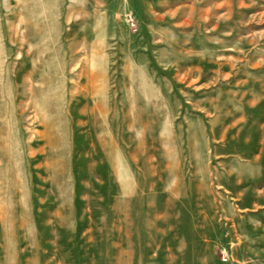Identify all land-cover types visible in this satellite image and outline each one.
I'll return each instance as SVG.
<instances>
[{
	"label": "rangeland",
	"instance_id": "1",
	"mask_svg": "<svg viewBox=\"0 0 264 264\" xmlns=\"http://www.w3.org/2000/svg\"><path fill=\"white\" fill-rule=\"evenodd\" d=\"M264 264V0H0V264Z\"/></svg>",
	"mask_w": 264,
	"mask_h": 264
},
{
	"label": "built area",
	"instance_id": "2",
	"mask_svg": "<svg viewBox=\"0 0 264 264\" xmlns=\"http://www.w3.org/2000/svg\"><path fill=\"white\" fill-rule=\"evenodd\" d=\"M220 263L221 264H239L235 260L234 254L229 248H222L220 250Z\"/></svg>",
	"mask_w": 264,
	"mask_h": 264
}]
</instances>
